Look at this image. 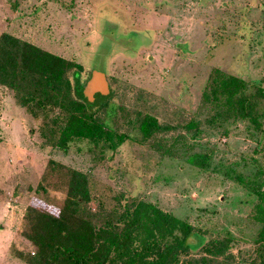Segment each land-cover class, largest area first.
<instances>
[{
  "label": "rangeland",
  "instance_id": "374dc122",
  "mask_svg": "<svg viewBox=\"0 0 264 264\" xmlns=\"http://www.w3.org/2000/svg\"><path fill=\"white\" fill-rule=\"evenodd\" d=\"M2 33L82 66L83 88L104 74L112 96L95 116L129 137L113 152L86 141L67 152L45 146L40 127L60 123L59 112L32 114L0 86V264H30L24 212L57 215L70 171L89 178L92 213L144 201L199 230L196 247L225 238L223 260H255L264 247V116L260 132L243 121L209 125L211 107L200 103L214 69L264 90V0H0ZM145 113L170 126L166 147L138 142Z\"/></svg>",
  "mask_w": 264,
  "mask_h": 264
},
{
  "label": "trees",
  "instance_id": "16d2710c",
  "mask_svg": "<svg viewBox=\"0 0 264 264\" xmlns=\"http://www.w3.org/2000/svg\"><path fill=\"white\" fill-rule=\"evenodd\" d=\"M81 72L82 66L74 61L10 33L0 35V86L12 91L16 104L32 114L33 106L59 112L60 123L52 119L40 127L43 144L67 152L72 142L86 141L93 148L113 152L129 136L119 135L95 116L94 108L107 107L112 94L98 95L89 103L82 94ZM260 99L264 102L263 89L255 86L249 92L240 78L214 69L200 108L211 107L209 125L243 121L260 132L264 116V107L259 111ZM135 125L141 145L156 140L158 146H167L169 125L146 113ZM92 190L86 174L70 171L57 215L37 206L26 208L23 218L28 230L24 236L35 248L28 257L30 264H230L223 260L227 239L199 241L196 247L192 242L200 239L199 230L136 199L108 212L92 213ZM194 248H199L200 256L188 258ZM249 264H264V247L257 248L255 260Z\"/></svg>",
  "mask_w": 264,
  "mask_h": 264
},
{
  "label": "water",
  "instance_id": "95a60500",
  "mask_svg": "<svg viewBox=\"0 0 264 264\" xmlns=\"http://www.w3.org/2000/svg\"><path fill=\"white\" fill-rule=\"evenodd\" d=\"M93 79L84 86L82 91L83 96L89 103L93 102L95 95L97 97L98 95L107 96L109 93L108 82L104 74L95 73Z\"/></svg>",
  "mask_w": 264,
  "mask_h": 264
}]
</instances>
